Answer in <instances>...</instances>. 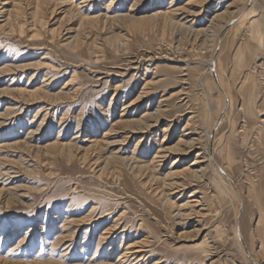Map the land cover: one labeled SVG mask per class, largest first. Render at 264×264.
Listing matches in <instances>:
<instances>
[{
	"label": "rangeland",
	"instance_id": "obj_1",
	"mask_svg": "<svg viewBox=\"0 0 264 264\" xmlns=\"http://www.w3.org/2000/svg\"><path fill=\"white\" fill-rule=\"evenodd\" d=\"M245 2L0 0V264H255L237 226L264 263V0ZM229 20L212 152L238 215L219 171L190 173Z\"/></svg>",
	"mask_w": 264,
	"mask_h": 264
},
{
	"label": "bare ground",
	"instance_id": "obj_2",
	"mask_svg": "<svg viewBox=\"0 0 264 264\" xmlns=\"http://www.w3.org/2000/svg\"><path fill=\"white\" fill-rule=\"evenodd\" d=\"M86 1H88V0H86ZM253 0H246V6H245V8L247 7V6H249V4L252 2ZM187 6V5H186ZM244 12V11H243ZM242 13V12H241ZM240 13V14H241ZM21 14V13H20ZM16 16V15H15ZM242 17H244V16H242ZM241 17V18H242ZM95 18H96V16H95ZM237 18V17H236ZM233 19V18H232ZM10 22V21H9ZM230 22H231V20H229L227 23H225V24H223L221 27H220V29L217 31V33L215 34V39H214V41L216 42V48L214 49L215 51H213L214 53L212 54V56H211V59H210V62H209V66H208V72H210V74L212 75V68H213V66L215 67V69H216V60H217V56H218V54L216 55V53H217V51L219 52V46H220V42H221V40H222V35H223V32H225V29L228 27V25L230 24ZM215 46V45H214ZM216 72H217V69H216ZM212 77H213V75H212ZM213 79H214V77H213ZM214 81H215V83H216V85H217V87H218V89H219V91H220V93H221V96L223 97V109H222V111L224 110L225 111V108L226 107H228V104H229V99H228V96H227V94H226V92L223 90V88H222V85L219 83V85H218V83L216 82V80L214 79ZM219 82V81H218ZM155 114V113H154ZM145 119V118H144ZM222 119V118H221ZM221 119H220V114H219V116H218V118H217V120L215 121V123L213 124V128H212V131H210V138H209V147H206V146H200V151L197 153V157H196V159L194 160V162H192V165H197V169H195L194 171H192V168H191V171H190V173H191V179H193V180H195V181H197L199 178H201V177H203V175L206 173V171L208 170V169H210V168H212V169H216L217 171H219L220 172V170L218 169V167L216 166V163H215V161L216 160H214L215 158L213 157V145H212V143H211V139H212V132H213V130L214 129H217V127H218V125H219V123H220V121H221ZM147 120H148V118H147ZM146 120V121H147ZM123 121V120H122ZM134 121V120H133ZM140 121H141V119H140ZM140 121H138V122H140ZM124 122V121H123ZM129 122V121H128ZM137 122V123H138ZM155 122V121H154ZM190 122V121H189ZM135 123V122H134ZM140 123H142V122H140ZM132 126H133V124H131ZM146 126H143V127H140L139 129H143V130H145V128H150V127H152V126H154L153 124H150V123H146L145 124ZM136 128L137 127H134V128H131V133L132 132H136ZM166 130H168V128H164V131H166ZM137 131H139V130H137ZM144 132V131H143ZM186 149H184L183 151H184V153H188V152H191L193 149H195L196 147H198V145H201V142H200V140L199 139H197V138H191L189 141L187 140L186 142ZM177 146H179L178 144H177ZM180 147V146H179ZM33 148V147H32ZM174 148V147H173ZM175 149V148H174ZM178 149V148H177ZM169 150H170V148H169ZM172 151V150H171ZM164 152V151H163ZM90 153V152H89ZM168 154V153H167ZM157 157V156H156ZM202 158V159H201ZM203 162H205V164H203ZM190 168V167H189ZM221 168V167H220ZM222 169V168H221ZM189 170V169H188ZM224 172H225V170L224 169H222ZM188 172V171H187ZM185 173V172H184ZM221 173V172H220ZM172 174H174V172L172 173ZM227 174V173H226ZM178 175V174H177ZM176 175V176H177ZM221 175H222V173H221ZM227 176L228 177H230L229 176V174H227ZM231 178V177H230ZM185 180V179H184ZM180 181V180H176V181H172V183H170L172 186H174L175 188H179L180 186H186V184H188L186 181ZM201 180V179H200ZM192 182V181H191ZM232 185V184H231ZM232 187H233V189H234V191H235V193L237 194V198H238V207H237V215L240 213V209H241V204H240V202H241V199H240V193H239V191L237 190V188H236V185H235V183H234V185H232ZM169 188V187H168ZM195 192H197V190H194ZM193 195H196V194H193ZM196 197V196H195ZM192 199H195V198H192ZM197 199V198H196ZM201 199H202V197H201ZM203 200V199H202ZM197 201V200H196ZM189 203H190V201L188 200V201H186L185 203H183L182 205H189ZM195 203H197V202H195ZM200 203V202H199ZM193 204V203H192ZM199 205V204H198ZM190 206H193V205H190ZM189 206V207H190ZM179 208H181V207H179ZM194 210V209H193ZM188 212V211H187ZM184 215H185V212H182ZM183 214H178V215H182L183 217H185ZM181 216V217H182ZM180 217V216H179ZM259 223H261L262 225H260L261 227H263L264 228V216H262L261 217V219L259 220ZM259 226V227H260ZM238 228H237V234H238V238H239V241H240V243L242 244V246L244 247V249H245V251H246V256H249V259L250 258H252L251 257V255H250V253H249V251H247V249H246V245L244 244V242H243V238H242V235H241V232H240V229H239V226H237ZM65 239V238H64ZM136 246H138V244L137 243H133L132 245H130V247H129V250H127V252L124 254V255H126V256H128V255H133V256H135V257H139V256H141L142 254H141V251H143L142 250V248H135ZM128 248V247H127ZM129 251V252H128ZM121 256H122V254H121ZM125 256V257H126ZM130 257V256H129ZM134 259V258H133ZM140 259H141V257H140ZM139 259V260H140ZM125 260V259H124ZM140 262V261H139ZM156 262V261H155ZM156 263H161V262H156ZM256 264H259L258 262H255ZM107 264V263H106ZM152 264H155V263H152ZM262 264H264V263H262Z\"/></svg>",
	"mask_w": 264,
	"mask_h": 264
},
{
	"label": "water",
	"instance_id": "obj_3",
	"mask_svg": "<svg viewBox=\"0 0 264 264\" xmlns=\"http://www.w3.org/2000/svg\"><path fill=\"white\" fill-rule=\"evenodd\" d=\"M232 22H234V21H232ZM232 22L229 24V25H231L232 24ZM219 50V49H218ZM218 54V51H217V53H216V55ZM212 75H213V77H214V79L216 80V82L218 83V85H219V80H218V74H217V72H216V69H215V67L213 66V68H212ZM226 112V110L224 111H222L221 113H220V119L221 118H223V116H224V113ZM222 120V119H221ZM215 132H216V129H214L213 130V132H212V139H211V143H212V145H213V142H214V135H215ZM216 163V162H215ZM216 166L218 167V169L220 170V172L222 173V175L232 184V185H234V180L232 179V178H230V177H228L227 176V174H226V172H224L221 168H220V166L216 163ZM244 242V241H243ZM254 263H255V261L252 259V258H250ZM256 264V263H255Z\"/></svg>",
	"mask_w": 264,
	"mask_h": 264
}]
</instances>
